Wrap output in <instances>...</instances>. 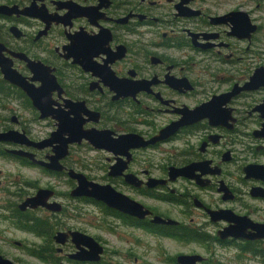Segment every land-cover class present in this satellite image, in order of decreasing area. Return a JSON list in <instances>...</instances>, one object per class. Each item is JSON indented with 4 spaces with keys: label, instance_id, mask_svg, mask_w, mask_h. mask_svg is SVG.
I'll return each mask as SVG.
<instances>
[{
    "label": "flooded vegetation",
    "instance_id": "af4514ba",
    "mask_svg": "<svg viewBox=\"0 0 264 264\" xmlns=\"http://www.w3.org/2000/svg\"><path fill=\"white\" fill-rule=\"evenodd\" d=\"M0 8L8 12L0 13V48L12 68L29 79V62L40 63L56 79L51 112L60 119L81 121L82 130L96 135L131 136L145 143L115 155L83 139L68 145L61 163L74 169L70 151L81 146L103 154L96 167L105 168L106 182L92 181L110 184L149 214L141 218L90 197H72L77 181L66 170H48L13 152H32L45 160L51 147L0 142L10 146L0 148V156L53 176L66 175L72 184L70 198L101 207L131 236L212 239L215 245L238 247L264 264V238L219 235L237 224L250 236L255 225L264 224V179L250 174L253 167L264 168V5L240 0H0ZM32 83L39 85L37 80ZM5 102L23 103L39 118L28 96L4 80L0 70V132L14 130L39 141L57 128L59 120L39 118L52 128L35 139L21 117L10 107L5 111ZM6 120L12 125L4 124ZM68 127L77 124L69 121ZM61 137H71L70 132L63 130ZM181 168L185 174L171 175V170ZM45 188L53 191L49 201H57L56 191ZM36 191L9 193L19 200L0 205L16 225L18 219H27L41 226L40 234L32 233L41 244L27 246L33 257L53 264L122 263L106 260L107 243L92 235L102 247L100 260L68 259L75 246L69 239L56 244L53 236L78 229L57 224L48 238L53 224L49 219L63 212V204L57 201L60 212L41 206L21 209ZM167 203L172 206L159 207ZM210 210L231 211L236 220H214ZM155 216L174 222L154 221ZM133 250L129 245L113 252L123 263L130 256L138 263ZM176 257L171 259L175 264ZM203 258L200 264L206 262Z\"/></svg>",
    "mask_w": 264,
    "mask_h": 264
},
{
    "label": "rangeland",
    "instance_id": "374dc122",
    "mask_svg": "<svg viewBox=\"0 0 264 264\" xmlns=\"http://www.w3.org/2000/svg\"><path fill=\"white\" fill-rule=\"evenodd\" d=\"M240 2L242 4L264 5V0H240ZM4 105L7 108L5 110L7 113L10 107L16 115L22 118L24 126L28 127L35 139L47 136L51 130L52 127L39 119L33 108L25 109L22 106L23 103L16 102L9 104L5 102ZM2 114H5V112H2ZM6 121L4 124L12 125L9 120ZM5 147L10 148L7 145L0 146V148ZM97 159H104L103 154H95L86 146L70 151L69 162L75 170L83 172L90 180L104 183L106 182L104 179L105 168L96 167V165L100 166L96 163H101V160ZM45 187L54 189L57 194L55 199L63 204V212L49 219L53 222V225L60 224L59 228L67 225L89 235L99 237L107 243L106 249H108V253L106 260L111 259L122 262L104 264H175V261L172 262L171 259L178 254L187 253L201 254L205 259L207 258L206 262L201 264H261L257 259L250 258L248 254L239 250L238 247L215 245L212 243V239L190 242L176 237H159L147 233L131 236L118 221L108 215H104L101 207L70 198L68 193L72 184L68 181L66 175L53 176L37 167L23 166L18 161L0 156V205L5 202L19 200L9 195V193L27 192L31 194L38 188ZM170 206H172L170 203L159 205V207ZM0 213V254L15 262V264H53L51 261H43L33 257L29 244L31 242L39 243L40 240L35 238L32 232L17 227L13 220L3 215L5 214L3 210H0ZM136 237L139 239L137 248L134 247ZM15 241H20L24 244L23 246H18ZM129 245L134 248L132 253L139 257L138 263H134L132 256L123 263V260L113 252L114 249L124 251ZM261 246L264 247V243ZM144 252L146 255H144ZM64 262V264H72L67 261Z\"/></svg>",
    "mask_w": 264,
    "mask_h": 264
},
{
    "label": "water",
    "instance_id": "95a60500",
    "mask_svg": "<svg viewBox=\"0 0 264 264\" xmlns=\"http://www.w3.org/2000/svg\"><path fill=\"white\" fill-rule=\"evenodd\" d=\"M4 9V8H3ZM0 8V13H8ZM0 48V70L3 75V79L7 82L17 86L21 89L31 100L33 107L39 112V118H45L51 116L56 121L59 120L57 128L50 133L47 138L39 141L30 140L24 133H20L14 130H7L0 132V142H12L18 144H24L37 149H43L45 147H51L52 153L47 155V159L39 160L35 158L32 152H23L20 150L13 151L16 154L27 156L31 163L44 167L54 172H62L66 170V174L69 178L76 180L77 185L70 191L72 197H90L97 201L104 203L105 205L112 207L120 212H128L131 215L141 217L149 214L148 210L138 206L133 200L129 199L124 194L116 191L110 184H99L92 180H89L83 173L77 172L74 169H66L61 163V160L68 155V145L70 143H80L83 139L93 144L98 148H105L115 155H122L125 149L130 146H140L141 143L131 136H121L117 139H112L108 136L94 134L92 130H82V122L76 119L64 118L60 119L56 113L51 112V94L55 89H58V84L54 75L50 74L48 70L40 63L29 62V67L32 70L33 76L26 78L20 75L16 70L12 68L9 59H6ZM39 81V85L35 86L32 82ZM200 108H198L199 111ZM15 118H13L14 120ZM69 121L77 124L74 129L73 126L70 129L68 127ZM81 128H80V127ZM68 130L71 137L63 138L62 131ZM12 152V151H10ZM125 155V154H124ZM119 164V163H118ZM120 165V164H119ZM122 166V165H121ZM122 168L120 166H114ZM252 168V167H250ZM186 169L171 170V175L185 174ZM250 172V171H249ZM253 173V174H252ZM250 174L256 178L264 179V168L253 167ZM53 196V191L47 188H39L34 195L28 197L20 205L21 209L25 207L36 208L45 207L53 212H60L62 205L57 201H49ZM140 208L142 210L140 211ZM211 218L217 220L224 218L228 221H235L234 214L231 211H209ZM238 220V219H237ZM154 221L162 223H173L171 219L164 220L159 216H155ZM256 232L250 236H246L242 231L238 230L237 224L226 227L223 231L219 232L220 238L232 236L234 238L246 237L247 239H259L264 238V224L255 225ZM56 244L63 245L68 239L75 246V251L67 254L68 259L90 262L99 261L100 254L102 253V247L100 244L90 235L80 232L78 230L69 231H57L53 236ZM203 257L199 254H180L176 257L177 264H200L203 261ZM0 264H15L10 259L3 257L0 254Z\"/></svg>",
    "mask_w": 264,
    "mask_h": 264
},
{
    "label": "trees",
    "instance_id": "16d2710c",
    "mask_svg": "<svg viewBox=\"0 0 264 264\" xmlns=\"http://www.w3.org/2000/svg\"><path fill=\"white\" fill-rule=\"evenodd\" d=\"M8 94V93H7ZM17 226L20 227L23 230L32 232V233H36V234H40L41 233V226L36 225L35 223H31V225L29 224V220L27 219H18L17 221ZM54 225L53 224H49L48 226V231H47V237L50 238L51 234H52V227ZM186 237V236H184Z\"/></svg>",
    "mask_w": 264,
    "mask_h": 264
}]
</instances>
